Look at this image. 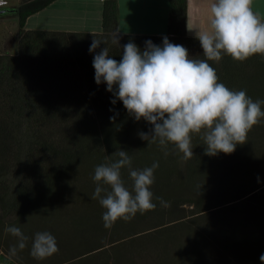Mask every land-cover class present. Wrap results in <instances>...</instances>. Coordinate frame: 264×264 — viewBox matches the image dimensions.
<instances>
[{"label":"trees","instance_id":"1","mask_svg":"<svg viewBox=\"0 0 264 264\" xmlns=\"http://www.w3.org/2000/svg\"><path fill=\"white\" fill-rule=\"evenodd\" d=\"M55 0H19L6 8L17 17V51L0 53V259L7 264H261L264 254V118L247 142L231 154H206L193 134V155L140 138L153 126L135 120L107 85H97L93 56L105 46L122 58L129 41L181 44L205 59L196 37L184 34L187 0H168L167 35L117 32V1L102 0L100 32L26 29V20ZM4 14V13H3ZM119 38V46L114 38ZM93 39L106 42L89 52ZM219 82L264 100V56L243 62L223 56L209 61ZM264 109V105L261 106ZM118 113V115H117ZM115 116L112 120L110 117ZM118 150L143 169L154 161L151 185L156 208L106 228L105 209L93 199L94 169L118 159ZM165 152L168 154L165 155ZM131 188L128 169H121ZM107 189L108 186L105 185ZM162 198L170 207L161 206ZM20 227L29 237L18 244L6 231ZM48 231L59 251L44 259L30 255L32 237Z\"/></svg>","mask_w":264,"mask_h":264},{"label":"clouds","instance_id":"2","mask_svg":"<svg viewBox=\"0 0 264 264\" xmlns=\"http://www.w3.org/2000/svg\"><path fill=\"white\" fill-rule=\"evenodd\" d=\"M252 4L253 0H213L209 30L196 37L205 59L190 57L186 47L169 42L167 37L161 45L145 41L143 50L129 41L123 45L119 61L111 58L105 46L93 56L95 83L107 85L106 91L115 97L112 104L118 99L135 120L143 118L153 126L151 135L139 133L141 139L158 141L163 148L172 144L190 158L192 136L200 134L206 154L233 153L237 144L247 142L248 132L264 118V100L253 101L246 90H232L219 82L209 61L219 62L225 55L238 62L253 55L264 56V19L253 11ZM113 42L119 46L117 35ZM102 43L106 45L104 40L93 39L89 52ZM116 155L114 162L96 166L92 176L96 182L92 198L105 209L102 221L106 228L118 219L128 221L137 212L153 211L157 206L151 185L159 162L135 169L127 151L118 150ZM124 168L128 169L131 188L122 179ZM156 199L161 206L170 207L162 198ZM6 231L18 240L9 249V255L15 256L18 249L27 246L29 237L15 225ZM31 239L30 255L36 260L59 251L55 236L48 231L37 232ZM260 261L264 264V254Z\"/></svg>","mask_w":264,"mask_h":264},{"label":"crops","instance_id":"3","mask_svg":"<svg viewBox=\"0 0 264 264\" xmlns=\"http://www.w3.org/2000/svg\"><path fill=\"white\" fill-rule=\"evenodd\" d=\"M16 1V0H13ZM117 32L135 35H167L168 0H116ZM213 0H187L184 34L197 37L209 30L210 5ZM102 0H55L48 7L26 20V29L100 32ZM0 10L5 8L0 6ZM253 11L264 19V0H253ZM3 14L0 17L4 23ZM60 22L51 26V20ZM48 20V22H47ZM50 20V21H49ZM0 23V24H1ZM14 16L15 31L18 30ZM17 51V38L14 39ZM16 51L12 54H15Z\"/></svg>","mask_w":264,"mask_h":264},{"label":"rangeland","instance_id":"4","mask_svg":"<svg viewBox=\"0 0 264 264\" xmlns=\"http://www.w3.org/2000/svg\"><path fill=\"white\" fill-rule=\"evenodd\" d=\"M6 2L5 5H3V9L6 8H15L19 0L13 1V0H0ZM1 8V7H0ZM2 14H0V17ZM3 19L5 18L4 23H1L0 21V53H7V54H12L16 51V43L14 41L15 38H17V31H15L14 27V14L13 13H4L3 14ZM2 20V19H0ZM50 21V20H49ZM48 22V20H47ZM60 22L57 20L53 19L50 21L51 26L58 25ZM213 264L218 263L217 259H213ZM0 264H7L6 261H2L0 259Z\"/></svg>","mask_w":264,"mask_h":264},{"label":"water","instance_id":"5","mask_svg":"<svg viewBox=\"0 0 264 264\" xmlns=\"http://www.w3.org/2000/svg\"><path fill=\"white\" fill-rule=\"evenodd\" d=\"M5 12H9L7 9H1L0 10V14H3V13H5Z\"/></svg>","mask_w":264,"mask_h":264},{"label":"built area","instance_id":"6","mask_svg":"<svg viewBox=\"0 0 264 264\" xmlns=\"http://www.w3.org/2000/svg\"><path fill=\"white\" fill-rule=\"evenodd\" d=\"M5 3H6V2H4V1H0V6L5 5Z\"/></svg>","mask_w":264,"mask_h":264}]
</instances>
